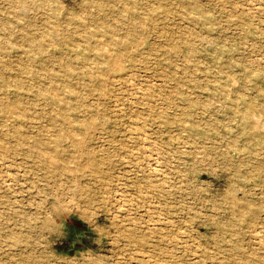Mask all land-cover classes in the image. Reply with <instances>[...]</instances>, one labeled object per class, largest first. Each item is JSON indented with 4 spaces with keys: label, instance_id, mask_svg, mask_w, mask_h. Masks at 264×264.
Returning <instances> with one entry per match:
<instances>
[{
    "label": "rangeland",
    "instance_id": "374dc122",
    "mask_svg": "<svg viewBox=\"0 0 264 264\" xmlns=\"http://www.w3.org/2000/svg\"><path fill=\"white\" fill-rule=\"evenodd\" d=\"M0 264H264V0H0Z\"/></svg>",
    "mask_w": 264,
    "mask_h": 264
}]
</instances>
